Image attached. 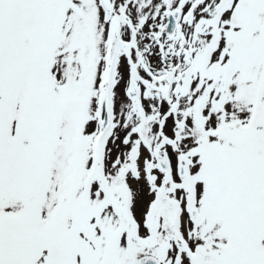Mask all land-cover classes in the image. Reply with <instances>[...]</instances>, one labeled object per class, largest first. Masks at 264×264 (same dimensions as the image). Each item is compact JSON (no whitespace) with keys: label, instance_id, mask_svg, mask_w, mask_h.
I'll return each instance as SVG.
<instances>
[{"label":"snow or ice","instance_id":"snow-or-ice-1","mask_svg":"<svg viewBox=\"0 0 264 264\" xmlns=\"http://www.w3.org/2000/svg\"><path fill=\"white\" fill-rule=\"evenodd\" d=\"M0 264H264V0H0Z\"/></svg>","mask_w":264,"mask_h":264}]
</instances>
